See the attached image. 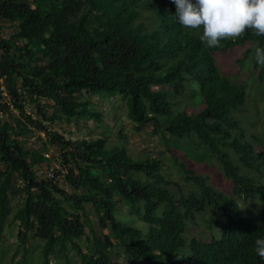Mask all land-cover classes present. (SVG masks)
<instances>
[{
	"label": "trees",
	"instance_id": "obj_1",
	"mask_svg": "<svg viewBox=\"0 0 264 264\" xmlns=\"http://www.w3.org/2000/svg\"><path fill=\"white\" fill-rule=\"evenodd\" d=\"M174 14L166 0H0V238L16 226L24 261L38 243L41 264H117L121 253L129 264H264L254 252L264 211L245 216L234 199L264 202V142L234 115L249 85L221 65L248 66L264 36L246 29L208 47L202 29L183 28ZM6 26L12 33L4 36ZM248 45L234 62L232 52ZM253 67L264 81V65ZM114 96L137 133L152 127L160 137L179 180L164 152L129 154L122 132L109 145L108 135L71 141L52 130L75 119L102 123L93 98ZM36 132L47 139L41 151L26 146ZM49 145L58 170L42 153ZM193 151L216 161L214 178L183 156ZM11 194H21L17 209ZM208 209L220 218L219 237L203 240L211 219L188 236Z\"/></svg>",
	"mask_w": 264,
	"mask_h": 264
},
{
	"label": "rangeland",
	"instance_id": "obj_2",
	"mask_svg": "<svg viewBox=\"0 0 264 264\" xmlns=\"http://www.w3.org/2000/svg\"><path fill=\"white\" fill-rule=\"evenodd\" d=\"M166 1L170 2V0ZM148 17L146 21L149 25H153V18H151L149 15ZM11 33L12 30L6 26L4 36L10 35ZM249 48H251V45L242 48L240 51L234 50L232 52V60L235 62L237 58L242 56L241 54H244V51ZM1 54L2 53L0 51V57ZM220 57L223 62H226L228 60L226 57L224 58L223 55H221ZM246 59V65L248 66L243 68H241L239 65H230L229 63V65L225 63L224 65L221 63V65L225 74H227L228 76H233V78L239 82L244 81L249 85L246 89L245 108L240 113H236L234 115L235 118L240 122V126L247 131L246 133H248L249 135L258 136L262 140V142H264V81L258 79L259 70L254 69L253 67V62L255 60V52L249 54V56L246 57L245 60ZM183 104L177 103L175 104V107L181 108ZM46 105L48 106L47 108L50 109V104ZM246 106L249 109H247ZM32 108L36 109V106H32ZM92 108H95L97 111L102 113V123H98L92 120L75 119L70 124L57 123L55 126L52 127V130L63 135V137L71 141L105 138L108 135L109 145L121 143L124 140H122L121 137L122 132L123 134L128 135V138L125 139L124 142L129 154L134 157H138L145 156L147 154H151L152 156H154L160 154L161 152H164L160 156L167 165V171H169V173L172 174L171 176H173L176 180H179L181 178L179 168L174 167L172 160L169 159L164 144H162L160 140V137L157 135H153L152 127L148 128L147 131L143 133H137L135 131V128H133V123L129 120L127 116L126 104L120 98V96H114L111 98L104 99H101L100 97H94ZM4 119H6V117H4ZM28 138L29 140L26 143V146L32 147L33 149L39 151L43 150V144L47 141L44 133L36 132ZM47 147L42 153L46 155V157L49 156V165L58 170L59 162L55 158L58 154L57 148L55 146L50 145ZM191 153L192 154L188 153L187 156L183 154V156L194 163L195 166L193 167L195 169H200L203 172L210 173L213 176L212 172L208 171V168L216 170V161L207 157L206 153L203 151H201L200 153L197 152V154L195 151ZM203 158H205L207 162L198 161ZM259 179H261L260 181L263 182L264 176H261ZM57 181L63 189L68 192L71 191L69 186L64 181L60 179ZM213 182L217 188L226 190L222 182L218 180H213ZM209 183L212 184V180H209ZM19 184H21V182H19ZM191 186L192 185L185 186V189ZM20 196L21 194H17L15 196L12 194L10 195V198H12V204L15 205V209L19 207L17 203L20 199ZM234 199H236L238 206L240 207L243 215L245 216L257 218L259 214L264 211V202L261 201V199H256L250 202H245L243 199L239 198ZM91 215L93 220H96L93 212L91 213ZM210 219L213 221V227H211V229L203 227L201 222L203 221L204 223H208ZM132 222H134L133 225L135 226L146 228V225H142V222L137 219H134ZM196 223L198 224L189 226L190 230L188 232V236H199L200 232L198 233V231L202 229L201 227H203L206 231V236L203 238V240H209L211 235L219 237L220 218L215 216L210 209L201 213L198 216ZM18 232L19 231L16 226L7 225L2 239L0 238V264H41V248L40 246H38V243L36 244L37 246L35 245L33 249L29 248V253H27L25 261L23 259V256L25 255L24 250L21 249L19 252H17V247L19 244L17 239ZM105 233H107V231H105ZM116 261L117 264H129V260H127L126 256H124L123 253H121L120 258H118V260ZM51 262L52 264H63L61 261L56 259H52Z\"/></svg>",
	"mask_w": 264,
	"mask_h": 264
},
{
	"label": "clouds",
	"instance_id": "obj_3",
	"mask_svg": "<svg viewBox=\"0 0 264 264\" xmlns=\"http://www.w3.org/2000/svg\"><path fill=\"white\" fill-rule=\"evenodd\" d=\"M176 22L185 29H202L200 39L208 47L237 38L245 30L264 36V0H170ZM257 64L264 65V48L255 50ZM254 252L264 259V237L254 240Z\"/></svg>",
	"mask_w": 264,
	"mask_h": 264
},
{
	"label": "built area",
	"instance_id": "obj_4",
	"mask_svg": "<svg viewBox=\"0 0 264 264\" xmlns=\"http://www.w3.org/2000/svg\"><path fill=\"white\" fill-rule=\"evenodd\" d=\"M6 77L0 79V91L4 97H7V88H6ZM48 156V155H47ZM51 176V175H50Z\"/></svg>",
	"mask_w": 264,
	"mask_h": 264
}]
</instances>
